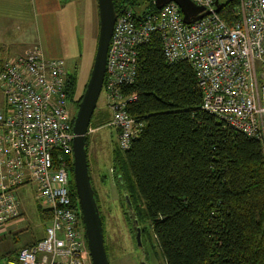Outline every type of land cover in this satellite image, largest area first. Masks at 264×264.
<instances>
[{
	"label": "built area",
	"instance_id": "1",
	"mask_svg": "<svg viewBox=\"0 0 264 264\" xmlns=\"http://www.w3.org/2000/svg\"><path fill=\"white\" fill-rule=\"evenodd\" d=\"M216 1L191 0L210 14L190 25L174 2L160 10L155 0L118 7L101 92L119 150L145 125L127 112L136 96H124L121 86L134 83L138 47L157 38L167 63L193 68L201 110L258 141L264 152V0H238L232 24L215 12ZM23 53L0 68V233L23 218L26 190L49 219L42 237L0 264H92L69 171L73 123L64 62L40 45Z\"/></svg>",
	"mask_w": 264,
	"mask_h": 264
},
{
	"label": "trees",
	"instance_id": "2",
	"mask_svg": "<svg viewBox=\"0 0 264 264\" xmlns=\"http://www.w3.org/2000/svg\"><path fill=\"white\" fill-rule=\"evenodd\" d=\"M112 1L115 12L124 2L132 4ZM219 2L223 3L219 15L232 24L238 0ZM67 79L68 96L75 93L76 81L72 75ZM121 93L136 96L126 110L145 125L127 150L114 148L111 168L127 199L136 198L129 202L138 223L144 224L141 238L153 254L157 248L165 264H264L260 143L201 110L193 68L184 61L167 63L157 38L138 47L134 83L121 86ZM95 115L90 125L100 123ZM109 122L107 118V126ZM69 171L74 190L73 163ZM94 197L98 205L95 191ZM48 219L42 215L44 223ZM11 239L19 242L17 236ZM8 251L2 261L12 259L18 250Z\"/></svg>",
	"mask_w": 264,
	"mask_h": 264
},
{
	"label": "rangeland",
	"instance_id": "3",
	"mask_svg": "<svg viewBox=\"0 0 264 264\" xmlns=\"http://www.w3.org/2000/svg\"><path fill=\"white\" fill-rule=\"evenodd\" d=\"M223 5V3L221 2ZM63 10L59 16L60 23L56 24L50 18L44 20L39 10L29 9L24 15L26 22L15 19H5L6 15L15 13L12 7L0 8V66L9 57L22 54L28 47L40 45L47 57L64 59L66 76L75 77V93L69 94L67 108L70 117L76 115L77 98L83 94L90 76L99 31L97 0H61ZM16 16V15H15ZM25 34V37H23ZM27 36V37H26ZM60 42L66 44L62 53L54 49ZM24 54V53H23ZM107 98L103 92L97 101L94 118H101L100 123L93 122L89 127L87 163L92 187L98 201V209L102 219L105 247L109 264H140L144 257L145 264H165L158 249L156 255L145 239H140V245L135 243L134 235L130 233L129 225L124 214L123 193L125 189L115 182L112 172L113 150L117 147L116 130L107 126V118L111 119L106 105ZM4 105V97L0 89V108ZM72 121V119H71ZM105 176V178L103 177ZM123 190V191H122ZM136 201V198L130 199ZM23 205L24 216L16 227L9 225L10 231L0 233V256L6 249L23 247L31 239H39L44 233L46 223L38 212V207L31 200L26 190ZM139 224V223H138ZM140 228L144 224H139ZM17 236L18 243H11V238ZM5 261V260H4ZM0 262H3L0 258Z\"/></svg>",
	"mask_w": 264,
	"mask_h": 264
},
{
	"label": "water",
	"instance_id": "4",
	"mask_svg": "<svg viewBox=\"0 0 264 264\" xmlns=\"http://www.w3.org/2000/svg\"><path fill=\"white\" fill-rule=\"evenodd\" d=\"M155 2V8L158 10L167 3L174 2L179 7L183 22L187 25L193 24L210 14V12L206 11L203 7L193 4L191 0H155ZM97 6L99 31L96 51L90 76L84 88L72 124L73 181L91 262L92 264H109L104 245L103 223L92 189L85 146L86 138L89 135L90 122L102 91L108 46L113 34L116 12L112 0H97ZM215 6V12H220L222 4L219 0L215 2ZM127 206L135 243L140 245L141 228L128 199ZM140 264H145L144 257H142Z\"/></svg>",
	"mask_w": 264,
	"mask_h": 264
},
{
	"label": "crops",
	"instance_id": "5",
	"mask_svg": "<svg viewBox=\"0 0 264 264\" xmlns=\"http://www.w3.org/2000/svg\"><path fill=\"white\" fill-rule=\"evenodd\" d=\"M60 3H61V0H0V8L2 9V8L12 7L11 9L16 10L15 13H11V15H6L3 21H6L5 19H15L19 22H26L27 17L21 16V15L25 14V11L29 9V4H31L32 9L39 10L43 20L46 17L53 16L52 18H50V21L53 19L56 24H59L60 23L59 16L63 10V7L62 5H60ZM23 37H25V34H23ZM65 46L66 44L64 42H60L58 46L56 47V49H54L56 53H52V54L56 55L58 54L57 52L62 53L65 49ZM50 58L61 59L64 62V59L59 58V57H50ZM32 240H35V239H31L30 241ZM20 248H17V250L19 251ZM6 250H10V249L8 248ZM6 250H4V253ZM13 251L14 249L8 252H13ZM17 252L13 253L14 256H16Z\"/></svg>",
	"mask_w": 264,
	"mask_h": 264
},
{
	"label": "flooded vegetation",
	"instance_id": "6",
	"mask_svg": "<svg viewBox=\"0 0 264 264\" xmlns=\"http://www.w3.org/2000/svg\"><path fill=\"white\" fill-rule=\"evenodd\" d=\"M67 81H68V79H67ZM110 172H112V175H113V177H114V170L111 168L110 169ZM104 178H105V176H103ZM123 191V190H122ZM124 193V192H123ZM122 198H123V207H124V209H125V212H124V214H125V216H126V220H127V222H128V225H129V229H130V227H131V225H130V218H129V215H128V212H129V209H128V206H127V203H124V199H126V202H127V196H125V197H123V195H122ZM129 201V200H128ZM130 206H131V209L132 210H134L135 211V207L130 203ZM131 230V229H130ZM130 233H131V231H130ZM131 234H133V233H131ZM103 236H104V245H105V234H104V232H103ZM105 249H106V247H105Z\"/></svg>",
	"mask_w": 264,
	"mask_h": 264
},
{
	"label": "clouds",
	"instance_id": "7",
	"mask_svg": "<svg viewBox=\"0 0 264 264\" xmlns=\"http://www.w3.org/2000/svg\"><path fill=\"white\" fill-rule=\"evenodd\" d=\"M89 129H90V127H89Z\"/></svg>",
	"mask_w": 264,
	"mask_h": 264
}]
</instances>
